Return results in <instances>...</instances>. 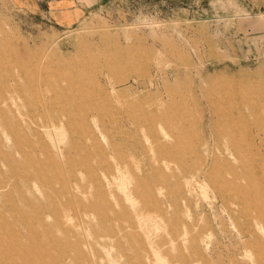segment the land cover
<instances>
[{"label": "rangeland", "instance_id": "rangeland-1", "mask_svg": "<svg viewBox=\"0 0 264 264\" xmlns=\"http://www.w3.org/2000/svg\"><path fill=\"white\" fill-rule=\"evenodd\" d=\"M0 264H264V0H0Z\"/></svg>", "mask_w": 264, "mask_h": 264}]
</instances>
